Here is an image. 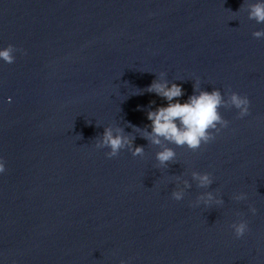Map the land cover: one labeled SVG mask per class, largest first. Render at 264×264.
<instances>
[{
    "label": "clouds",
    "instance_id": "obj_1",
    "mask_svg": "<svg viewBox=\"0 0 264 264\" xmlns=\"http://www.w3.org/2000/svg\"><path fill=\"white\" fill-rule=\"evenodd\" d=\"M244 10L248 14L249 20H254L257 24H264V0H254L241 5L238 11ZM254 38H264V29L256 30L252 33ZM23 51L17 49L14 45L9 44L7 47L0 49V59L7 64L15 62V53ZM26 54V53H25ZM149 93H155L157 96L165 99L167 106H159L155 110L147 112V119L151 121L150 125L143 129L133 125H129L136 131L140 132L141 138L148 141L153 146H158L159 151L155 154L158 167L166 168L171 163L176 162V152L169 145L177 147H186L188 150L197 152L201 150L203 145H207L216 139L221 129L227 128L229 121L223 118L221 108H235L238 110V118H243L250 114V100L247 96H242L231 90L228 91L227 99L222 95L219 89L205 91L200 89L197 91L194 86V92L188 99L181 103L179 98L184 95L183 88L177 83L170 82L164 78V73L160 74V78L155 79L146 89ZM11 98H9V103ZM152 104L155 101L151 102ZM151 131H148V128ZM134 136L125 134L124 129L117 126H108L104 129L103 135L97 139L96 148H107L108 158L119 155L121 150L127 149L135 156L143 157L145 154L144 146H134ZM6 167L3 159H0V174L5 173ZM192 179L199 188H208L213 184V178L210 173H200L193 171ZM177 180L180 178L177 177ZM191 184L184 181L183 188H177L171 195L176 201L183 199L185 188H190ZM236 201L247 199L245 193L236 194L233 197ZM203 204L211 206L213 204L222 206L224 200L217 198L212 191L201 193L196 201L195 206ZM250 211L255 214L257 209L250 206ZM236 238H241L249 231L248 222L240 220L231 225ZM120 264H126L121 260Z\"/></svg>",
    "mask_w": 264,
    "mask_h": 264
}]
</instances>
